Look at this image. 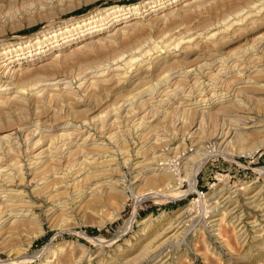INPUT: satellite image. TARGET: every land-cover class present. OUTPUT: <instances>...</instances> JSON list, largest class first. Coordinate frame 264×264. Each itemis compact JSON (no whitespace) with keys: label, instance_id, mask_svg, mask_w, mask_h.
<instances>
[{"label":"bare ground","instance_id":"bare-ground-1","mask_svg":"<svg viewBox=\"0 0 264 264\" xmlns=\"http://www.w3.org/2000/svg\"><path fill=\"white\" fill-rule=\"evenodd\" d=\"M37 1L36 15L51 16L46 0ZM86 1L59 0L58 6L72 8ZM209 11L215 13L212 23H184L193 15ZM1 14L2 28L10 20L6 19L8 13ZM180 22L184 24L178 26ZM155 29H166L167 33L153 36ZM243 35L248 36L245 45L231 48ZM172 45L174 49L169 48ZM192 55L196 57L190 59ZM129 84L133 85L132 92L118 95ZM262 103L264 0H150L113 9L98 19L89 16L64 23L42 38L1 43L0 239L4 232L16 234L28 226H39L36 205L10 191L15 182H24L27 173L29 181L37 184L34 194L38 196L53 193L60 183L72 181L70 187L65 186L69 192L80 193L74 197L78 199L71 203L58 193L48 213L68 218L72 209L80 210L84 198L89 202L117 192L113 175L88 187L83 184L86 176L95 174L101 166L99 159L107 150L105 138L125 157L128 150L124 140L130 131L160 145L169 144L180 134L195 150V158H182L177 165L189 170L194 159L201 162L207 158L203 132L214 139L220 152L231 154L234 148L253 154L262 148L264 119L256 122L251 116L255 108L264 112ZM157 119L160 128L155 129L152 123ZM89 127L100 141L88 133ZM23 146L28 170L17 160ZM153 146L157 145L142 153L150 154V158L134 166L138 169L136 180L149 187L143 194L136 191L137 201L145 196H164L165 188L174 180L164 161L156 163ZM178 147L172 151L177 153ZM194 182L193 171L192 189ZM224 191L222 186L213 188L206 199L217 212L209 223L219 241L227 243L223 227L230 228L241 247L249 240L264 238L261 189L245 193L247 205L257 212L245 219ZM186 214L182 211L165 220L146 244L144 253L150 254V264H170L160 249L163 243L185 242L190 229L185 225Z\"/></svg>","mask_w":264,"mask_h":264},{"label":"rangeland","instance_id":"rangeland-1","mask_svg":"<svg viewBox=\"0 0 264 264\" xmlns=\"http://www.w3.org/2000/svg\"><path fill=\"white\" fill-rule=\"evenodd\" d=\"M47 1L45 6H48L47 10L51 16H48L49 14L36 15L35 12L39 6L37 0L27 1L28 3L20 0H1L0 14L8 13L9 18L6 19L10 22L0 27L2 30L0 46L1 43L15 44L20 39L25 41L29 38H42L44 33L57 29L64 23L80 21L89 16L98 19L113 9L134 4L143 5L150 0H87L72 8L58 6L59 0ZM22 13L26 17L21 15ZM214 16L213 11L204 12L191 16L184 23L204 26L214 22L216 20ZM184 23L180 22L177 25L182 26ZM151 33L153 36L158 33L162 36L167 33V30L155 29ZM247 38L248 36L245 35L240 36L232 43L231 48L240 49L245 45ZM169 48H173V45ZM192 57L195 58L196 55L190 56V59ZM192 63L195 62L192 61ZM132 89V84L126 85L118 91V95H127L132 92ZM262 105L264 106V103L261 104V108ZM251 116L256 122L262 121L261 119H264L263 109L251 110ZM154 122L153 127L160 128L157 123L158 119ZM88 129V133L94 134L93 138L100 141L95 130L91 127ZM206 133L203 132L201 137L202 141L204 140L205 149L208 150L207 158L201 162L194 161V159L189 170H183L177 166L182 158H195V150L190 140H183L180 134H177L175 139L172 138L169 144L160 145V142L155 144L148 139H140L135 132L130 131L124 140L125 148L129 152L125 157L119 147L105 137H101L105 138L107 143L105 146L107 150L99 159L101 166L98 172H95L96 175L86 176L88 178L83 184L84 187H88L89 184L101 182L100 180L106 176L113 175L117 182L115 188L117 192L108 197L98 196L97 199L89 200V202L86 201L87 197L84 198L80 210L79 208L72 209L68 218L62 216L57 218L48 213L55 197L60 196L62 199L70 200L71 203L78 199L75 198L80 193L69 192L70 189L66 188V186L70 187L72 181L60 183L61 187L56 186L54 194L52 192L48 195L41 193V196H38L34 194L37 184L29 181L30 173H27L24 182H15L10 187V191L17 195L20 194L18 196L27 197L26 199L36 205L35 212L39 217L37 224L39 226H28L29 228L26 227L16 234L4 232L7 236L3 235L4 237L0 239L2 240L0 242V264H121V262L150 264V254L145 255L144 253L146 244L165 220L182 211H187L185 225L188 229L190 228L185 236V242L181 244L163 243L160 249L163 255L167 254L170 264H264V238L257 241L249 240L244 247H241L230 228L223 227L221 232L227 243L224 245L219 241L216 231L209 223L211 217L217 212L210 201L206 200L211 189L222 186L227 200L232 202V205L237 204V212L242 214L244 219L252 213H257L247 205L245 193L261 189V196L264 197V146L253 154H247L243 152V149L234 148L231 154L220 152L215 149L214 139ZM254 134L258 135L257 131ZM152 145H157L153 146L155 155L158 156L156 163H160L159 160L164 161L166 170L171 173V178L174 180L171 186L165 188L164 196H145L137 201L136 191L143 194L149 190V187L148 184L136 180L135 175L138 169L134 166L150 158V154L144 156L142 153ZM178 145L179 150L182 149L181 152L172 151ZM24 149V146L19 149L22 153L18 154L17 160H19L18 163H23L24 170H28ZM17 160L15 159L16 162ZM199 163H201L200 166H198ZM193 171L195 172V189L191 188L190 183ZM84 187L81 191L85 190ZM49 196L52 198L47 199ZM162 240L164 238L159 242ZM140 253L143 257L139 255Z\"/></svg>","mask_w":264,"mask_h":264}]
</instances>
